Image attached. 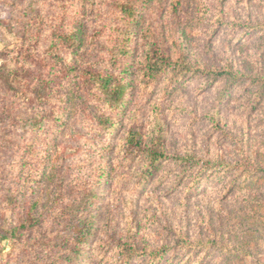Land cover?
<instances>
[{"label":"rangeland","instance_id":"374dc122","mask_svg":"<svg viewBox=\"0 0 264 264\" xmlns=\"http://www.w3.org/2000/svg\"><path fill=\"white\" fill-rule=\"evenodd\" d=\"M24 1L0 0V66L19 51L21 21L35 34L32 49L43 51L53 31L67 29L78 15L76 0H48L34 29V16L18 7ZM112 11L103 4L90 12L100 24L89 29V61L112 53L113 41L103 37L121 26ZM141 12V24L152 31L147 55L156 50L169 65L154 84L139 76L117 128L99 146L81 118L64 116L56 127L58 169L47 189L13 178L29 169L14 165L27 128L0 120V232L24 226L18 239H0V264H42L59 253L64 208L90 185L100 195L88 213L95 234L77 264H118L123 244L137 255L130 264H145L147 256L139 255L163 247L173 254L169 264H264V97L256 102L243 83L222 99L223 84L208 74L232 62L239 76L264 75V30L252 29L264 25V0H153ZM170 78L183 83L167 90ZM4 97L0 83V106ZM5 104L14 115L37 103L11 93ZM127 130L141 152L159 139L171 158L140 190L136 176L144 158L134 149L127 154ZM12 191L10 202L5 195Z\"/></svg>","mask_w":264,"mask_h":264},{"label":"trees","instance_id":"16d2710c","mask_svg":"<svg viewBox=\"0 0 264 264\" xmlns=\"http://www.w3.org/2000/svg\"><path fill=\"white\" fill-rule=\"evenodd\" d=\"M76 1L78 15L69 23L67 29L61 32L53 31L43 51L32 49L31 43L35 34L29 28L30 22L21 21V25L29 28V32L24 28L19 51L0 66V83L5 87L4 105L0 106V120L10 127H26L28 134L21 143L19 158L14 161V165L19 169L26 165L29 169L25 172L18 170L13 178L17 183L21 180L28 182L31 189H47L44 184L48 180L51 182L50 177L58 169L55 165L59 147L56 127L64 116L68 119L81 118L91 138L98 141L94 143L99 146L102 139L110 137L112 130L117 128V118L123 114L129 98L140 84L139 76L146 79L147 83L154 84L160 78V72L169 65L164 55H159L156 50L151 56L147 55L152 31L150 26L141 24L140 16L142 8L153 0ZM34 3L35 0H25L18 7L22 14L31 13L34 16L31 27L35 25V29L37 23L44 20L42 8H45L48 0L39 1L36 7ZM103 4L113 6L112 20L120 21L121 26L117 28V33L103 31V37L107 41H113L112 53L94 62L88 60L91 48L89 29L91 24L100 23L90 12L95 11L96 7L99 10V6ZM252 29L264 30V25L254 26ZM172 70L175 71V67ZM208 72L217 85L223 84L219 89L222 99H226L235 86L243 83H246L245 90L248 93L254 91L256 102L264 97V75L239 76L232 62ZM165 82L167 90L183 83L180 78H170V81ZM11 93L18 94L24 102L30 104L34 100L37 104H33V109L26 108L12 115L10 107L5 104L6 96ZM160 134L161 131L157 133ZM137 142L135 133L127 130L123 141L127 154L130 149H134L144 158L142 170L136 176L137 189L140 190L156 173L158 167L171 158L164 152L159 139L150 150L143 149V152ZM106 150L109 152L111 148ZM95 170L98 180H101L102 170L99 167ZM88 188L74 203L64 208L63 213L67 214L63 217V224L57 231L55 241L59 253L42 264H77L84 256L81 253L83 246L95 234V225L88 213L89 210L91 212L92 206L97 209L100 198L92 185ZM13 194V191L7 192L5 197L12 202ZM21 228H24L23 224L17 228L4 229L0 232V239H18L14 236ZM97 230L100 228L97 227ZM169 252V248L163 247L139 256H147L145 264H169L173 258V254L168 257ZM134 257H137L136 253L123 244L122 249L118 251V264H130Z\"/></svg>","mask_w":264,"mask_h":264}]
</instances>
